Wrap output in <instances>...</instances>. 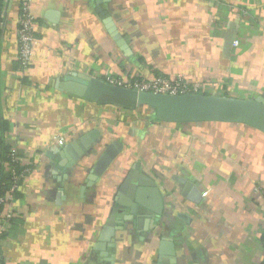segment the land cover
I'll use <instances>...</instances> for the list:
<instances>
[{"label": "crops", "instance_id": "obj_1", "mask_svg": "<svg viewBox=\"0 0 264 264\" xmlns=\"http://www.w3.org/2000/svg\"><path fill=\"white\" fill-rule=\"evenodd\" d=\"M2 8L0 123L32 166L11 205L5 264H264V205L253 192L264 188L262 133L156 123L61 88L72 74L180 77L202 93L264 99V0H31L25 70L19 2ZM140 189L154 191L144 202L158 212L130 213Z\"/></svg>", "mask_w": 264, "mask_h": 264}, {"label": "water", "instance_id": "obj_2", "mask_svg": "<svg viewBox=\"0 0 264 264\" xmlns=\"http://www.w3.org/2000/svg\"><path fill=\"white\" fill-rule=\"evenodd\" d=\"M65 81L66 84L61 88L73 95L124 110L145 106L154 114L155 120L161 123L181 125L207 122L236 123L264 135V99L260 96L243 99L218 94H156L118 87L95 78H81L75 74L67 77ZM117 149L110 147L106 150L98 167L107 165L114 158ZM143 178L141 176V179ZM141 186L155 189L149 181H145ZM152 192L147 189L137 190V195L129 207L130 213H146L138 207L158 212V209L150 208L144 202V194L151 196L154 194ZM155 196L158 197L157 191ZM105 229L108 234L113 233L112 230L109 231L110 226Z\"/></svg>", "mask_w": 264, "mask_h": 264}, {"label": "built area", "instance_id": "obj_3", "mask_svg": "<svg viewBox=\"0 0 264 264\" xmlns=\"http://www.w3.org/2000/svg\"><path fill=\"white\" fill-rule=\"evenodd\" d=\"M19 2V14L17 18V42H18V63L21 70L27 69L32 54V45L35 41L36 21L34 16L31 14L30 6L31 0H18ZM2 19L0 17V28ZM237 45L236 42L234 44ZM107 83L118 87L127 89L151 92L156 94H169V95H183V94H201L202 87L199 84L190 83L183 78H165L155 77L150 80H134V81H121L115 79H107ZM59 146H63L64 142L60 138L57 141ZM40 157L44 156V152H41ZM10 161L13 165L19 164V160L14 152L11 150L9 154ZM11 164V165H12ZM31 165H23L22 169L18 171L14 166L9 168L10 174V186L7 191L0 195V207L1 210L4 208L3 213L0 210V264H5L1 252L2 243L6 234L7 227L10 224L11 218L13 217L12 210V197L13 194L19 189L22 181L31 172ZM3 186V183H1ZM253 192L260 196L264 205V188L255 186Z\"/></svg>", "mask_w": 264, "mask_h": 264}, {"label": "trees", "instance_id": "obj_4", "mask_svg": "<svg viewBox=\"0 0 264 264\" xmlns=\"http://www.w3.org/2000/svg\"><path fill=\"white\" fill-rule=\"evenodd\" d=\"M2 7H3V0H0V17L3 20ZM17 64H18V69L21 70L19 63ZM201 94H206V93H201ZM134 111L138 112L143 117L149 118L151 121H154L156 123H161L155 120L154 114L150 112V110L145 106H141L137 109H134ZM161 124H166V123H161ZM7 131H8V125L5 121H3L2 123H0V195L4 194L10 186L9 168L11 166H14L18 171H20L23 167V165L20 163L13 165L10 161L9 154L11 153V149H9V147L4 142V135ZM1 183H3V186L1 185ZM18 192L19 191L17 190L13 194L12 200H15L17 198ZM261 239L264 244V232L261 236Z\"/></svg>", "mask_w": 264, "mask_h": 264}]
</instances>
